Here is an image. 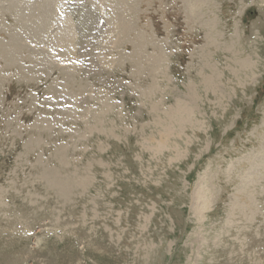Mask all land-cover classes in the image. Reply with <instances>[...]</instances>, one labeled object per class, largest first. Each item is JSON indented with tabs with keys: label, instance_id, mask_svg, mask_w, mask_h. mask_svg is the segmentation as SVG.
Returning <instances> with one entry per match:
<instances>
[{
	"label": "rangeland",
	"instance_id": "rangeland-1",
	"mask_svg": "<svg viewBox=\"0 0 264 264\" xmlns=\"http://www.w3.org/2000/svg\"><path fill=\"white\" fill-rule=\"evenodd\" d=\"M0 264H264V0H0Z\"/></svg>",
	"mask_w": 264,
	"mask_h": 264
}]
</instances>
